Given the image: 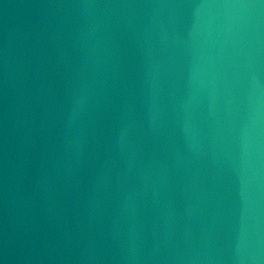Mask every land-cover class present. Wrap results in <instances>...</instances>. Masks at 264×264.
Masks as SVG:
<instances>
[{
    "label": "water",
    "instance_id": "1",
    "mask_svg": "<svg viewBox=\"0 0 264 264\" xmlns=\"http://www.w3.org/2000/svg\"><path fill=\"white\" fill-rule=\"evenodd\" d=\"M0 264H264V0H0Z\"/></svg>",
    "mask_w": 264,
    "mask_h": 264
}]
</instances>
